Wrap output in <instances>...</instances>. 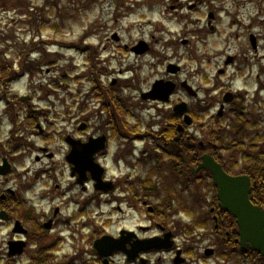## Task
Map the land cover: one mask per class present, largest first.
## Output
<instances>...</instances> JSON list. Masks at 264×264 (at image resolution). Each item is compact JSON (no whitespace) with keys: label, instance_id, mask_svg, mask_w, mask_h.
Instances as JSON below:
<instances>
[{"label":"rangeland","instance_id":"1","mask_svg":"<svg viewBox=\"0 0 264 264\" xmlns=\"http://www.w3.org/2000/svg\"><path fill=\"white\" fill-rule=\"evenodd\" d=\"M7 1L0 0V57L8 64V68H11L7 73L0 75L1 84L4 82L2 78L11 71L22 73L21 71H25V65L30 67L32 64L38 65L42 62L43 65L37 66L36 70L30 69V74H21L18 79L17 75L11 81V84L6 87L7 91H11V93L19 97L31 96L36 101V105L45 108L48 111L46 114H48L49 122H51V128L59 130V127L65 128L69 126L71 124L68 123L69 112H76L82 104L87 106L88 117H93L91 122H89L90 126L95 127L93 130L99 128L101 125L106 126L99 123L101 118L99 115L96 116V114L100 113L97 98L87 97L90 83L85 78V75L88 73L90 66L86 63V59L90 55L94 57V61L103 62L102 65L107 67L108 74L107 76H103L106 84H109V82L116 78L135 79L137 75L138 82L136 79L133 82V84L137 83L136 87L133 90L127 89L123 92L125 96L131 97L132 105L136 103L135 101H138L139 86L141 90H146L154 78L161 75V70L162 74L164 73L165 66L163 65L168 60L172 59L173 61H180L182 64H186V61L182 60V58L187 47L182 45L179 40L171 48L168 42L156 43L154 39L151 40L153 27L150 25L151 22L148 24L140 20L141 14L137 11L143 4L138 0H125L126 8L123 6L124 10L121 12L122 14L120 13L121 17L118 20L114 19L111 15L116 6L115 0H96L94 4L87 6L85 10H83L85 3L80 0H74V2L62 0L58 11L53 10L52 5L49 4L50 0H18L22 4L16 5L14 9L5 10L1 6L5 3L7 4ZM225 4L228 6V9L222 17L224 24L231 22V20L236 21L235 27H232L231 30L227 27L223 29V31H229L230 36L229 34L228 36L215 34L207 37L204 42L195 43V46L198 44L199 53L203 54L205 64L203 65L204 60H202V65L194 63L188 64L189 67L202 69L203 66L204 69H207L213 75L216 72L217 64H220L221 55L230 51L234 53L239 48L240 43L243 42L244 31H248V34L250 32H263L264 28L259 24L260 21L257 19L258 16L264 14V7L261 6L260 0H248V2L247 0H232L231 2L226 0ZM8 5L13 8L11 6L12 3H8ZM145 5L150 6V0H146ZM145 8H141L143 13L146 11ZM237 9L241 11V14H236L235 11ZM60 14H62L63 18ZM148 14L145 15L147 16ZM57 16H59L58 20L61 21V24L63 23L62 20L68 18L74 19L75 22L69 21L65 26H59V28L56 25V30H54L52 26L56 23ZM148 17L152 19L150 14ZM47 19L51 22L41 25L40 21L44 22ZM262 19L263 17L260 18V20ZM33 20H36V23L32 22ZM99 22H102L104 26L102 32H100L96 24ZM247 23L248 27L245 25ZM172 24H169V28H171L172 32H175L177 26ZM205 24L206 21L202 20L201 26L203 27ZM257 24L258 26H256ZM114 32H117L121 37V47H123V44H127L130 47L141 39L151 40L150 42L156 55L149 53L138 56L131 53L128 49L118 51L117 43L120 42L106 40V36H111ZM237 33L241 36L236 37ZM100 37L101 41H99ZM72 45L81 46L85 49L78 50L77 48H72ZM157 54L160 55V59L156 58ZM263 54V43L260 44L258 55H254L248 43V65L250 66L248 67V101L249 99H253L254 101V96L259 91L263 94L260 88V83H264V74H262V67L264 66ZM209 59L213 62L212 67H209L210 65L207 64ZM47 61L52 62L49 64ZM230 73H232V68H230ZM183 76L181 75L180 78H183ZM225 79L228 78L226 77ZM194 82L198 83L196 75ZM238 83L240 87L244 86L242 81L235 82V86ZM207 87L209 86L207 85ZM2 89L3 87L0 86V91H3ZM151 104L153 103L148 104L144 102L141 105L142 108L133 109L136 117H128V121H130L128 127L133 128L138 118L144 121V126H150L148 124L150 121L155 122L154 116L158 118L159 115L157 110L153 108L146 109L147 106H153ZM70 106L77 107L73 109ZM158 106L160 108L162 105ZM258 107L263 109L261 105ZM82 108L86 109V107ZM6 111L9 112L8 109H5L4 103H0V140L3 144L12 136V134H9L11 127L7 124L9 122L7 121ZM130 115H133L132 112H130ZM45 125H47L46 122ZM112 128V125L106 127V131L110 135L112 134L111 131H113ZM147 131L151 132V130ZM34 139L36 137L32 138V140ZM124 143L123 140L113 141L110 153L102 159V163L108 168V178L114 179L116 182L125 181L126 179L128 182H133L134 177L141 175V173L139 169H134L131 173L129 172V169L132 168V162L129 159L120 161L119 152L124 147ZM146 144V142H140L132 144L131 147L139 152V148L140 150L147 148ZM16 159L18 166V163L22 159L21 157ZM55 161L57 163L55 165L59 171H57V178H60L58 181L64 187L69 183L70 178L61 153L57 154ZM33 162V160L31 162L29 159L27 160L28 165ZM36 166L38 164H33L31 167L34 168ZM19 171L24 174V171L20 168ZM171 175L172 173H168L167 179H170ZM125 177L127 178L125 179ZM1 181L3 179L0 180V189L3 188ZM9 185H11V182H9ZM36 185L41 186V181L37 182ZM198 191L202 194L206 193L209 197L213 195V192L209 190ZM42 207L47 208V205L42 202ZM95 209L94 216H92L90 221L93 224L96 221L102 222V226L98 227L99 229L105 227L108 231L114 232L124 226L134 227L139 223H144V217L139 211L138 214L137 210L129 209L126 204L121 202H102L100 208L96 203ZM31 226L35 228L34 224ZM12 238L13 233L9 223L0 224V256L4 257V259V252L7 251V242ZM26 250L27 253L19 257L16 264H33L34 261L31 259V255L34 254V251L30 248Z\"/></svg>","mask_w":264,"mask_h":264},{"label":"flooded vegetation","instance_id":"2","mask_svg":"<svg viewBox=\"0 0 264 264\" xmlns=\"http://www.w3.org/2000/svg\"><path fill=\"white\" fill-rule=\"evenodd\" d=\"M150 1H155V3L150 6L151 10H153V7L156 11H158L159 7L162 9L164 8L163 12L165 14L173 16H171L172 20L181 21L186 25V28H183L186 45L193 43V41L198 42L199 38L203 37L202 35L206 31L202 28L201 21L204 19L203 6H205V0ZM213 18V21L217 19L215 12ZM233 22L235 21L233 20ZM245 25L248 27V23ZM210 30L215 31V27H211ZM243 33V42L240 44L244 45H240L233 55L227 54L222 58L221 66H219L217 70L220 79L222 76L227 75L228 67L232 66L234 67L233 71L237 72V74H235L236 77L238 74L241 76L248 74L243 73L244 71H248V31H244ZM262 36L264 42V32ZM190 56L191 58H198L195 51H191L190 54H188V62L190 61ZM228 58H231V63L227 64L226 59ZM191 70L194 72L193 74H202V80L205 81L204 72L201 73L200 69H190L187 65L181 68L180 72L184 73V78L180 81L175 77L176 75H171L169 73L159 78L166 80L172 79L177 84L187 81L188 84L196 89V94H191L186 88L180 87L179 89L177 88L172 95V99H174L175 95L181 93V98L177 99L178 101L176 103L181 101L187 103V114L192 117L193 124L195 121H199L202 123L201 127H203V122L206 121L220 122L229 117L238 116L241 118L246 116L248 120V91L242 92L240 89L235 88V76L227 81H220L214 78L212 79V83L209 84L213 86L212 91H205V84L193 85L191 83ZM228 93L232 94V100L227 103L224 99ZM152 102L160 103L159 101ZM76 119V116L71 117V121H75ZM175 120L178 124H184V117L176 116ZM79 125H85V130H81ZM79 125L73 128L71 132H48L44 134L46 136L45 143L47 145L37 147V149L41 151V156L35 158V164H38V166L29 168L28 165L25 169H27L28 175L32 171H36L41 173L40 177L43 175L45 178L38 180V182L41 181V186L36 185L34 179L33 181L29 180L31 182L29 184L30 187L25 192V198L27 199L21 202H28L30 209L28 214L22 217V220L15 214L16 202L14 198L18 195L17 190L19 188L17 182L11 187H8V189L14 188L17 194L14 196L8 194L5 196L6 199L4 198L5 206L7 205L11 213L12 219L9 223L11 231H14L16 223L20 220L27 233L23 235H14H17V238L25 239L27 247L35 251L36 264H53L54 262L55 264H220L211 259L194 261V257L199 252L202 245L200 241H196L189 245L177 244L175 249H173V247L167 249L172 241L169 239V236H173L172 239L175 245V241H178L179 230L172 223L166 226L162 225L160 221H153V217L156 215H160L157 218L164 219L166 215H161L163 211L156 212L154 210L152 213L149 212L151 214L145 218L146 221L150 220L148 224H138L136 227L119 228L114 232L108 231L107 228L99 230L93 229V224L90 220L93 214L92 205L94 202V194L100 192L99 197L102 198L101 202L105 200L106 203L111 201L124 203V185L118 186L117 183H114L111 190L101 193V191L96 188V182L92 179V172L90 171L92 164L88 163L83 155H80L76 159V166L70 163L67 158L70 151L75 149L76 152L80 154L87 152V144L89 141L100 135L99 133L95 134L90 132L88 121H80ZM184 126L187 128L185 124ZM164 132L162 137L166 139L173 136V133L169 132V126L165 127ZM107 137V151L103 153L98 152L96 154V159L98 161H101V157L105 156L111 149V137L108 135ZM179 138L180 136L177 137L176 140H179ZM188 139L189 135L185 129L179 142L182 157L187 154ZM32 144L37 146L35 143ZM52 144L54 147L51 146ZM216 145L217 148H219L218 146L220 144L216 143ZM91 149L92 146L89 147L90 151ZM58 153L62 154L63 161L69 172L70 180L64 187L58 181L60 178H57L59 171L55 165V158ZM48 162L49 164H47ZM74 169L75 172L73 174ZM52 172H56L55 176L51 174ZM26 177L30 178V176ZM7 180L11 182L15 179L10 178ZM106 180L109 179L106 177ZM255 186H257V183H254V187ZM132 198L136 199L137 196L133 195ZM258 199L264 202V191H261V194L258 195ZM42 202L47 205V208L42 207ZM54 202L56 203L53 204ZM39 203L41 204L40 206ZM132 206H134V204ZM34 212L36 213L35 215L33 214ZM183 218L184 215L182 213H174L173 222L177 223L183 220ZM166 219L168 220L169 218L166 217ZM32 224L35 225V228L31 226ZM105 235L112 236L113 240L118 241L116 244L117 249L109 256H102L104 253L108 252L105 247L101 246L100 248H95L97 240ZM203 238L204 234L202 235V241ZM150 239H156L157 242L162 241L164 243V248L159 250L155 246L149 247L147 242ZM231 248L232 251L236 250L235 245H232ZM178 249L182 250L181 256L184 258H174L173 253H176ZM138 250L140 251L136 252ZM204 253L205 255L209 253V257H214L216 254L215 246L210 245L205 249ZM248 260V264H264V258H262V256H257L252 253V251L248 252Z\"/></svg>","mask_w":264,"mask_h":264},{"label":"water","instance_id":"3","mask_svg":"<svg viewBox=\"0 0 264 264\" xmlns=\"http://www.w3.org/2000/svg\"><path fill=\"white\" fill-rule=\"evenodd\" d=\"M157 85V84H156ZM155 85V87H156ZM174 89V84L168 83L163 88L168 94ZM152 96V92L148 93ZM155 98V97H153ZM176 111L183 114L185 106L183 104L176 106ZM95 151H90L87 154L88 160L93 161V154ZM75 155V153H74ZM204 161L200 164L199 168H205L212 172L214 181L219 187V199L222 202V208L232 212L238 219V224L241 228L242 242L251 241L255 244V248L264 253V210L252 207L248 200V186L249 180L247 177H231L227 175L220 164L210 156H204ZM93 174L94 178L98 181L101 179L102 172L98 169L93 161ZM8 163L5 161L3 166H0V173H6ZM0 217L5 219L7 215L5 212L0 213ZM107 243V241H106ZM11 253H20L21 244L12 243Z\"/></svg>","mask_w":264,"mask_h":264},{"label":"trees","instance_id":"4","mask_svg":"<svg viewBox=\"0 0 264 264\" xmlns=\"http://www.w3.org/2000/svg\"><path fill=\"white\" fill-rule=\"evenodd\" d=\"M10 1H11L12 4H17L18 3V0H10ZM4 6L7 7L8 5H4ZM42 65H43L42 62L39 63L38 65L32 64V65H30V67H28V69L29 70L30 69L36 70L35 68L37 66H42ZM10 68H8V64L0 57V75H3L5 73H7V71ZM14 78H15V75H14L13 71H11L7 75H5L4 78H2V80H4V82L1 84V81H0V86H3V89H2L3 91L7 92V87L6 86L10 85L11 81L14 80ZM16 98H17L16 96H13L12 99H16ZM111 108L116 113L118 111V114H119V111L124 112V109L120 105H118L117 102H114V106H112ZM115 115L117 116V114H115ZM239 137H240V133H236L235 134L236 140H238L239 142H243V140H241ZM230 138H234L232 134H230ZM262 140H259V141H262ZM226 143H229V142H226ZM235 146H237V145H235ZM248 146L250 147L249 152L250 151H254V153H253L254 156L253 157H251L250 155L245 156L243 154L244 162L248 163V174L252 175L255 179H258V180L261 179V178L264 179V177H263L264 176V153L256 152L257 149L260 146L258 145V143H256V141L252 140L251 136L248 139ZM198 147L199 146L197 145V148ZM249 164H251L250 168H249ZM195 165H196V161L193 158V152L190 150L189 158H188V161L185 164L184 170L183 171L180 170L178 172V174L180 176H182L184 179H186V181L188 183H190L191 181H194L195 177L199 175V173L195 174V173L192 172V169H193V167H195ZM200 199H201V197H200ZM220 213H221V216H222L221 219L219 220V230L221 231L220 233L224 235V233L227 231L226 229H230L231 235H233V236H230V238H232L234 236H237L238 235V229L235 226L236 224H235L234 220H231L232 217L231 218L229 217V219H227L226 218L227 216H225L222 211Z\"/></svg>","mask_w":264,"mask_h":264}]
</instances>
